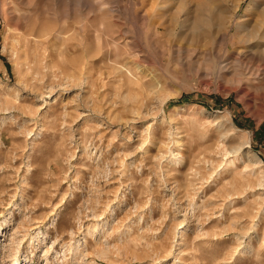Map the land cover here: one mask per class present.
I'll use <instances>...</instances> for the list:
<instances>
[{
  "label": "rangeland",
  "instance_id": "obj_1",
  "mask_svg": "<svg viewBox=\"0 0 264 264\" xmlns=\"http://www.w3.org/2000/svg\"><path fill=\"white\" fill-rule=\"evenodd\" d=\"M262 32L263 0H0V264H264Z\"/></svg>",
  "mask_w": 264,
  "mask_h": 264
},
{
  "label": "bare ground",
  "instance_id": "obj_2",
  "mask_svg": "<svg viewBox=\"0 0 264 264\" xmlns=\"http://www.w3.org/2000/svg\"><path fill=\"white\" fill-rule=\"evenodd\" d=\"M264 1V0H263ZM171 27V26H170ZM245 32V31H244ZM246 34V33H245ZM240 35V34H239ZM248 35V34H247ZM261 36H263L264 37V32H262L261 33ZM241 37V36H240ZM245 148H246V146H245ZM248 160H249V162H250V164H252V163H254V161H256V158L253 156V155H249L248 157Z\"/></svg>",
  "mask_w": 264,
  "mask_h": 264
}]
</instances>
